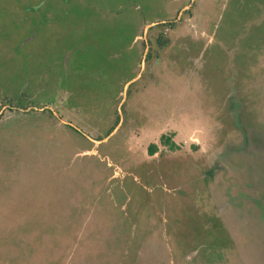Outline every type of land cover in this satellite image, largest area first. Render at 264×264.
Listing matches in <instances>:
<instances>
[{
    "label": "rangeland",
    "instance_id": "rangeland-1",
    "mask_svg": "<svg viewBox=\"0 0 264 264\" xmlns=\"http://www.w3.org/2000/svg\"><path fill=\"white\" fill-rule=\"evenodd\" d=\"M0 264H264V0H0Z\"/></svg>",
    "mask_w": 264,
    "mask_h": 264
},
{
    "label": "trees",
    "instance_id": "trees-1",
    "mask_svg": "<svg viewBox=\"0 0 264 264\" xmlns=\"http://www.w3.org/2000/svg\"><path fill=\"white\" fill-rule=\"evenodd\" d=\"M73 1H75V0H73ZM73 7V6H72ZM73 10H75V7H73ZM100 39L101 38H97V39H95V41H96V46L94 45V44H92L91 43V40H86L85 41V43L83 44V45H85V47H87L88 49H89V51L90 52H92L94 49L96 50V48H101V47H104V46H106V44H102V43H100ZM164 35H160L159 34V36H158V38L156 39V41H157V43L159 44V45H162V43L164 42ZM97 51V50H96ZM94 52V51H93ZM100 53V52H99ZM78 54L80 55V56H82V57H84V54H83V52H78ZM93 54V53H92ZM147 57V56H146ZM21 95H23L22 93H21ZM160 141L164 144V145H166L167 147H168V149H174V148H176V147H178V145L177 144H175L174 142H173V140H172V134L171 133H169V134H165V135H162L161 137H160ZM149 149H150V151L152 152V151H155V149H156V145L155 144H151L150 146H149Z\"/></svg>",
    "mask_w": 264,
    "mask_h": 264
},
{
    "label": "flooded vegetation",
    "instance_id": "flooded-vegetation-1",
    "mask_svg": "<svg viewBox=\"0 0 264 264\" xmlns=\"http://www.w3.org/2000/svg\"><path fill=\"white\" fill-rule=\"evenodd\" d=\"M70 2H71V1H68L67 3L70 4ZM98 38H101V37H98ZM96 39H97V38H96ZM101 48H102V47H101ZM85 49H86V53H87V54H91V53H93V51L90 52L89 49H88L87 47H85Z\"/></svg>",
    "mask_w": 264,
    "mask_h": 264
}]
</instances>
